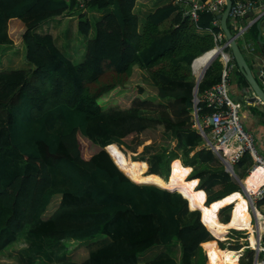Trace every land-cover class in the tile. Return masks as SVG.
I'll return each mask as SVG.
<instances>
[{
  "label": "trees",
  "instance_id": "trees-1",
  "mask_svg": "<svg viewBox=\"0 0 264 264\" xmlns=\"http://www.w3.org/2000/svg\"><path fill=\"white\" fill-rule=\"evenodd\" d=\"M139 2L84 0L81 9L76 0H0V55L12 42L10 21L19 19L25 27L24 65L0 70V253H23L21 264H207V257L208 264H225L217 237H225L223 222L230 216L223 212L234 204L221 211L222 222L176 192L192 186V196L207 198L206 208L242 193L194 126L195 75L215 48L217 16L200 12L195 21L171 0L155 3L142 19ZM93 11L108 13L97 21L81 63L40 30L51 19L78 14L79 32L89 37ZM260 21L250 30L256 43ZM136 69L147 74L155 96L135 97L128 107H103V97ZM222 71L218 57L197 94L218 84ZM236 73L247 85L237 63ZM200 107V119L212 113ZM80 137L99 149L89 159ZM120 147L134 153L143 147L133 159L148 163L150 177L168 176L175 159L193 170L180 178V187L175 178L176 191L137 184L116 164L128 159ZM252 165L244 155L236 166L238 179ZM66 241L89 242L88 257L70 260ZM17 242L25 247L14 250ZM240 264H248L245 257Z\"/></svg>",
  "mask_w": 264,
  "mask_h": 264
},
{
  "label": "rangeland",
  "instance_id": "rangeland-1",
  "mask_svg": "<svg viewBox=\"0 0 264 264\" xmlns=\"http://www.w3.org/2000/svg\"><path fill=\"white\" fill-rule=\"evenodd\" d=\"M81 9H85V6L81 7ZM145 12H142V13H145ZM104 13H108V12H104ZM89 17H90L91 24H92V29H91L89 37H86L79 32V29H78L79 15L78 14L70 15L68 17L64 16V17H60L57 19H51L47 21L46 23H44L43 25H41L40 30L41 32L52 34L56 40L57 45L61 48H64L66 53H69L71 56H73L74 61L76 63H81L85 58L87 41L89 38H94L95 27H96L95 25L97 21L101 19L102 16L98 14L96 11H93L89 14ZM141 18L144 19L143 17ZM9 31H10V35L12 38V42L7 46L9 49L11 48L14 50L12 53V56H13V59L16 58L17 60L15 61L16 63H13L8 58L6 59L4 58V53L1 54L2 56L0 55V70L1 69L2 70H7V69L15 70V69H20V67L23 66L22 61L20 60V58L22 57L21 48L22 47L24 48L23 42H22L23 31L22 29H17L13 24L9 26ZM14 31L15 33H12ZM240 43L242 44L244 43V41L240 40ZM2 60H5V61L2 63ZM201 76L195 75V81L197 82L198 80H200ZM153 96H155V93H154L151 80L149 79V77L144 71L140 69H136L133 76L127 81V83L123 86H120L110 91L108 94H106L101 100V104L103 107H109L113 105L128 107L131 104L132 99L135 97L144 98V97H153ZM230 97L233 100H235L232 90H230ZM194 103H196V99L194 100ZM241 110H240L241 122H242V125L245 126L244 121H243V110L242 111ZM207 137H210L209 133ZM204 138H205V144H206V137ZM80 143L82 146L83 156L87 159H89L91 155H93L99 150L98 148L93 146L89 141L81 137H80ZM120 148L127 155L128 159L126 161L121 159L119 163L118 162L116 163L119 166V168L123 172H125L131 178L132 181L136 182L137 184L154 185V186H157L163 189L176 191L171 188V184L175 182V178L179 177L178 185L180 187V184H179L180 178L183 175H185L184 173H186V171L189 170L191 172L193 170L191 166L184 165L181 159H175L169 165V171L167 173L168 176L163 177V176L158 175L155 177H150L149 176L150 168H149L148 163L145 161H143L142 163H137L138 160L133 159L140 152L143 151V147H140L137 153H134L126 149L125 147H120ZM179 153L182 155V151L179 150ZM216 155L217 157L219 156V158L222 160V163L225 166V169L227 171L229 167H228V164L225 162L224 153L223 152L216 153ZM227 173L229 172L227 171ZM233 178H235L236 181L240 185H241V180L244 181L243 179L241 180L238 179V176H233ZM241 187H242V193L240 192L232 193L231 195L227 196L226 198L222 200L215 201L211 205V207H209V209L212 208L213 210V212L212 211L211 212L215 214L217 213L220 218L221 211L228 208L231 204H234L233 208L230 207L223 212L224 215L230 216V221L228 223H225L222 221L225 224L224 235L226 237L225 240H221V242H219V246L222 249H225V250H221L223 263H226L224 261V252L226 251L236 252L230 249H237L241 247L242 244H246L247 242L242 238H245V239L249 238L250 235H252V232L254 235L255 230L257 231L256 219H253L254 218V214H253L254 205L251 204V193L250 192H252L253 189L246 190L245 187H243L242 185ZM191 190L193 191L192 186H189V187H185V190L183 191V193L179 190H177L176 192H179L180 194H182V196L184 194L187 198L191 200V197L193 199V196L191 195ZM195 198H196L195 200L197 201V205L200 207H204L203 203L206 202L207 198L203 197V195H195ZM248 201L250 202L249 203L250 207L248 206ZM58 202H59L58 199L55 200V202L52 204L51 208L49 209L48 214L53 212ZM188 203L190 206V201ZM260 210L264 214V204L261 206ZM248 211H250L249 213L251 217H249V215L247 214ZM252 220H254V222H252ZM252 224L254 225L255 229L252 226ZM65 244L68 248V256L70 260L79 262V261H82L85 257H88L87 256L88 254L87 246L89 242L66 241ZM24 247L25 245L23 242H17V244L13 247V249L17 250L20 248L21 250ZM159 250H161V248L154 249L153 251H150L144 254L143 257H148V258L152 257ZM203 250L205 252L204 248ZM19 254L22 257L24 256L23 253H19V252L15 255L14 251H12V248L7 250L4 253H0V264H21ZM174 255L176 258L179 259L180 252L178 249L174 250ZM252 257H253L252 251L247 250L245 253V260L248 264H252V260H253ZM217 261L218 263H220L218 256H217ZM207 264H208V257H207ZM212 264H214V262H212Z\"/></svg>",
  "mask_w": 264,
  "mask_h": 264
},
{
  "label": "built area",
  "instance_id": "built-area-1",
  "mask_svg": "<svg viewBox=\"0 0 264 264\" xmlns=\"http://www.w3.org/2000/svg\"><path fill=\"white\" fill-rule=\"evenodd\" d=\"M76 1L81 7L85 6L84 0ZM177 3L182 6L184 15H188L196 21L200 12H211L217 16L222 14L225 9L226 0H177ZM257 7L260 8V12L256 18V22L261 20L260 23L264 24V0H258V2L253 0H237L233 3L230 10V19L238 30L236 35L237 41L243 37L251 22L248 27H238V24L244 20L247 13L257 9ZM213 26L220 28V31L214 33L215 48L213 50L223 64V71L221 81L218 84L201 95H195L196 103H194L195 111L193 114L195 127L203 137H207L208 133L211 134L212 138L207 145V150L217 153L223 152L225 157L229 159L227 164L230 168L227 171L231 174L234 173V168L230 165V162L235 163L239 161L248 152L252 154L257 164L264 167V158L258 153L255 135L246 132L242 126L240 119L242 104L230 97L232 75L236 70V65L233 57L228 52L229 44L226 42V36L221 28L220 20L216 19L213 22ZM254 45V42L245 41L243 43L245 52L247 51L246 53L248 54L254 53ZM201 104H205L212 109V113L202 119L199 118L198 114V111L201 110ZM245 187L247 188V186ZM250 193L251 204L254 205V216L257 219V214L260 212L264 217L263 212L260 211L261 206L264 204V182ZM257 221L260 224L258 219ZM254 236L258 240L257 247H252V249L256 250L255 264H264V259L260 261L258 259L259 255H264V243L262 244L264 233H259L255 230Z\"/></svg>",
  "mask_w": 264,
  "mask_h": 264
},
{
  "label": "crops",
  "instance_id": "crops-1",
  "mask_svg": "<svg viewBox=\"0 0 264 264\" xmlns=\"http://www.w3.org/2000/svg\"><path fill=\"white\" fill-rule=\"evenodd\" d=\"M168 1H171V0H140V2L138 3V6H137V12H138V14H140L141 17L144 18L145 15L142 12L148 11L149 9L153 8L154 7V4L157 3V2H160V3L166 2L167 3ZM96 12L98 14H100L101 16L104 13V12H101V11H96ZM259 12H260V8H258V9H256L254 11V14L252 15L251 25H250V28H249V30L247 32V37H246V39L253 41L255 43L254 46L256 47V49L254 50V53H251V54L249 53L248 54V53H246L247 51L245 52L246 53L245 54L246 55V58H247V60H248V62L250 63L251 66H254V64H256V61L254 59L255 55L256 56L258 55L259 58H262V51L260 49V46L261 45L259 43H256V41L253 39V34L250 31L251 28L254 25H256V23H257L256 22V18L258 16ZM11 24H13L16 28L22 29L23 32L25 31L24 24L19 19H12L10 21V25ZM244 25H247L248 26V19L247 18L244 20ZM258 31H259V35H261L262 41H264V24L261 25V33H260L259 28H258ZM242 45H243V43H242ZM13 51H14L13 49H11V48L9 49L8 46H5V47H3L2 54L4 53V58L5 59L8 58L11 62L16 63L15 61L17 59L16 58L13 59V56H12ZM21 53H22V57L20 58V60L22 61V64L24 65V62L23 61H24L25 50H24L23 47L21 48ZM4 61L5 60H2V63ZM193 71H194V75H195L194 68H193ZM245 86H246V84L243 83V82H241L238 79L237 73L234 72L233 75H232V82H231V86H230L231 87V90L233 92L234 99H235V101L240 102L242 104L243 121H244L245 127H246V129L248 131L255 132L256 135L259 136L258 137V149H259V152L264 155V122L262 120H260L259 117H258V114L254 113L253 110L243 101V99H242V97L240 95L239 89H241L242 87H245ZM242 186L245 187L243 184H242ZM195 199H196L195 196H193V199L192 198H191V200L189 199L190 206H193V209H196V210L197 209H201L202 214L204 216H207L208 218L209 217H212V216H215V217H218L219 218V215L217 213L216 214L215 213H212L213 212L212 208L209 209V208H205V207L198 206L197 205V201ZM248 206H249V202H248ZM249 212L250 211H248V213H247L248 215H250ZM258 215H261V213L259 212ZM261 219L259 221L264 223V217L263 216L261 217ZM252 226H253V224H252ZM259 227H260V224H259ZM252 235H253V232H252ZM238 264H239V262H238Z\"/></svg>",
  "mask_w": 264,
  "mask_h": 264
},
{
  "label": "water",
  "instance_id": "water-1",
  "mask_svg": "<svg viewBox=\"0 0 264 264\" xmlns=\"http://www.w3.org/2000/svg\"><path fill=\"white\" fill-rule=\"evenodd\" d=\"M232 4L233 0H226L224 12L218 15L217 18L220 20L221 28L225 33L226 42L229 44V49L232 52L234 60L237 63L239 70L247 80V85L239 89L240 95L243 101L253 110V112L258 114L259 119L264 122V41H262L261 35H259V44L261 45L260 49L262 51V58H259L258 55H255L254 59L256 64L251 66L246 58V55L241 50L240 45L236 40V36L232 33V28L228 26V19ZM252 15L253 12H250L247 15V18L251 19ZM258 28L261 33V23H258ZM217 57L218 56L214 54L209 63L204 67L200 80L196 82V93L206 69ZM194 63L192 68H194Z\"/></svg>",
  "mask_w": 264,
  "mask_h": 264
},
{
  "label": "bare ground",
  "instance_id": "bare-ground-1",
  "mask_svg": "<svg viewBox=\"0 0 264 264\" xmlns=\"http://www.w3.org/2000/svg\"><path fill=\"white\" fill-rule=\"evenodd\" d=\"M253 1H257L258 2V0H253ZM235 1H233V3H234ZM233 5V4H232ZM226 6V5H225ZM259 7H257V9H258ZM225 10V9H224ZM231 10V9H230ZM256 10V9H255ZM255 10H252V11H250V12H253V14H254V11ZM224 12V11H223ZM249 12V13H250ZM249 13H247L246 14V17L244 18V20L247 18V15L249 14ZM220 15V14H219ZM248 19V26H249V23L251 22V20H252V17H251V19H249V18H247ZM244 20H242V21H240V23L238 24V27H248L247 25H244ZM228 26L229 27H231L232 28V33L236 36L237 35V32H238V30L236 29V25L232 22V20L230 19V14H229V19H228ZM249 28H250V26H249ZM249 28H248V30H249ZM248 30L245 32V34L243 35V37L241 38V39H239V41H237L238 43H239V45H240V48H241V50L243 51V53L245 54V49H244V46L240 43V40H243L244 42L245 41H247V42H253V41H251V40H248V39H246V37H247V32H248ZM237 40V39H236ZM255 44V43H254ZM254 48L256 49V47L254 46ZM230 54H231V56L233 57V55H232V52H231V50H229L228 51ZM215 54V51L213 50L212 52H210L205 58H204V60L202 61V63L200 64V66H199V68H198V71H197V75L198 76H201V74H202V71H203V69H204V67L209 63V61L211 60V58H212V56ZM233 59H234V57H233ZM235 61V60H234ZM223 65V64H222ZM235 65H236V63H235ZM235 72H236V70H235ZM211 114V113H210ZM210 114H208V115H210ZM207 115V116H208ZM240 119H241V116H240ZM242 123V122H241ZM243 126V125H242ZM243 128L245 129V131L246 132H250V133H252V134H254L255 135V137H256V144H257V148H258V137L259 136H257L256 135V133L255 132H252V131H248L247 129H246V127L245 126H243ZM210 134V133H209ZM211 138H212V136H211V134H210V137H206V145H205V149L207 150V145L209 144V142L211 141ZM213 152V151H212ZM215 154L217 153V152H214ZM258 153H259V155H261V156H263L260 152H259V150H258ZM244 155H249L250 157H251V159H252V161H253V165H252V168L249 170V175L245 178V179H243L244 181H242L241 180V185L243 184L244 186H247V188H246V190H251V189H253V190H256L259 186H260V184H262L263 182H264V167L263 166H261V165H259V164H257L256 162H255V160H254V157L252 156V154L251 153H245ZM243 155V156H244ZM242 156V157H243ZM241 157V158H242ZM241 158H240V160H241ZM263 158H264V156H263ZM229 159H227L226 157H225V162L227 163V161H228ZM240 160L239 161H237V162H235V163H232V162H230V165H232L233 166V168H234V173L233 174H231L230 172V174H231V176L233 175V176H237V173H236V166L238 165V163L240 162ZM230 168V167H229ZM241 193V192H240ZM248 200V199H247ZM249 202V201H248ZM250 203V202H249ZM249 207H250V204H249ZM233 208V207H232ZM232 210V209H231ZM250 210V209H249ZM230 213H231V211H230ZM259 214V213H258ZM257 214V219L258 220H260L261 219V217H262V215H258ZM254 219H256V217L254 216ZM257 219H256V227H257V231L259 232V233H264V223L263 222H260V227H259V223H258V221H257ZM262 220V219H261ZM252 222H254V220H252ZM254 226V225H253ZM254 229H255V227H254ZM219 240H225V237H217ZM243 239V238H242ZM247 243L246 244H242V246L240 247V249L238 250V251H236V252H230V251H226V252H224V261L226 262L225 264H233L234 263V260L235 259H237V258H239V260H238V262H239V264H240V260L242 259V258H244L245 257V253H246V251L247 250H251L252 252H253V260H252V264H255V262H256V260H255V258H256V250H254V249H252V247H257V245H258V240H257V238L254 236V235H250V239H244ZM264 243V241H262V244ZM262 256H263V258H262ZM259 261L260 260H263L264 259V255H259ZM238 262H237V264H238Z\"/></svg>",
  "mask_w": 264,
  "mask_h": 264
},
{
  "label": "clouds",
  "instance_id": "clouds-1",
  "mask_svg": "<svg viewBox=\"0 0 264 264\" xmlns=\"http://www.w3.org/2000/svg\"><path fill=\"white\" fill-rule=\"evenodd\" d=\"M217 16V15H216ZM218 19V18H217ZM260 23V22H259ZM262 25V24H261ZM230 50V49H229ZM218 58V57H217ZM216 59V58H215ZM193 73H194V71H193ZM196 95H197V93H196ZM110 154V153H109ZM206 204H207V202H206ZM203 224H204V222H203ZM205 225V224H204Z\"/></svg>",
  "mask_w": 264,
  "mask_h": 264
}]
</instances>
